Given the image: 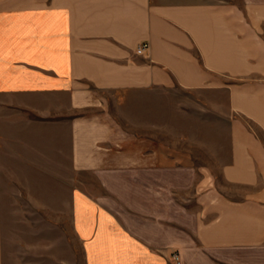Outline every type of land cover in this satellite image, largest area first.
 Segmentation results:
<instances>
[{
  "label": "crops",
  "instance_id": "crops-1",
  "mask_svg": "<svg viewBox=\"0 0 264 264\" xmlns=\"http://www.w3.org/2000/svg\"><path fill=\"white\" fill-rule=\"evenodd\" d=\"M176 87L226 95L217 172L111 109ZM36 127L85 264H264V0H0V264L6 150Z\"/></svg>",
  "mask_w": 264,
  "mask_h": 264
},
{
  "label": "rangeland",
  "instance_id": "rangeland-1",
  "mask_svg": "<svg viewBox=\"0 0 264 264\" xmlns=\"http://www.w3.org/2000/svg\"><path fill=\"white\" fill-rule=\"evenodd\" d=\"M226 95L220 90L149 89L140 101L110 103L119 121L141 125L165 154L217 172L227 153ZM130 112V113H129ZM51 132V131H50ZM16 133L1 175L2 264H85L71 226L69 186L58 133Z\"/></svg>",
  "mask_w": 264,
  "mask_h": 264
},
{
  "label": "built area",
  "instance_id": "built-area-1",
  "mask_svg": "<svg viewBox=\"0 0 264 264\" xmlns=\"http://www.w3.org/2000/svg\"><path fill=\"white\" fill-rule=\"evenodd\" d=\"M148 50H149V44L144 42L136 46L134 53L136 55L143 56L148 52ZM169 264H181V259L179 257V254L177 253L172 254Z\"/></svg>",
  "mask_w": 264,
  "mask_h": 264
}]
</instances>
